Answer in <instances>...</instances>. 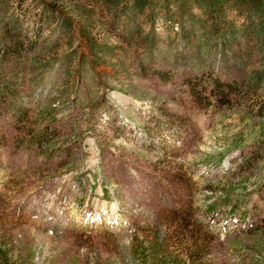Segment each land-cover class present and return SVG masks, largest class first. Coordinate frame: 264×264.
<instances>
[{"label": "rangeland", "instance_id": "374dc122", "mask_svg": "<svg viewBox=\"0 0 264 264\" xmlns=\"http://www.w3.org/2000/svg\"><path fill=\"white\" fill-rule=\"evenodd\" d=\"M215 1L0 0V264H264V0Z\"/></svg>", "mask_w": 264, "mask_h": 264}, {"label": "trees", "instance_id": "16d2710c", "mask_svg": "<svg viewBox=\"0 0 264 264\" xmlns=\"http://www.w3.org/2000/svg\"><path fill=\"white\" fill-rule=\"evenodd\" d=\"M217 1H218V0H216L215 2L217 3ZM216 3H215V4H216Z\"/></svg>", "mask_w": 264, "mask_h": 264}]
</instances>
